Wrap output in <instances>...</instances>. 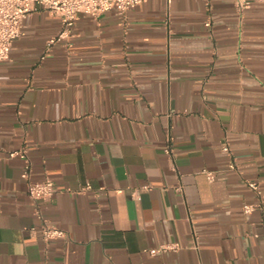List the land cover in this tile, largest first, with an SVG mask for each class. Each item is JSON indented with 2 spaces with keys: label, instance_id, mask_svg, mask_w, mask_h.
I'll list each match as a JSON object with an SVG mask.
<instances>
[{
  "label": "crops",
  "instance_id": "crops-1",
  "mask_svg": "<svg viewBox=\"0 0 264 264\" xmlns=\"http://www.w3.org/2000/svg\"><path fill=\"white\" fill-rule=\"evenodd\" d=\"M61 30L39 10L0 62V264H264V3L147 0L49 46ZM48 178L51 242L28 196Z\"/></svg>",
  "mask_w": 264,
  "mask_h": 264
},
{
  "label": "built area",
  "instance_id": "built-area-1",
  "mask_svg": "<svg viewBox=\"0 0 264 264\" xmlns=\"http://www.w3.org/2000/svg\"><path fill=\"white\" fill-rule=\"evenodd\" d=\"M147 0H0V62L9 60L13 43L22 36L24 22L41 9L49 14L58 17L62 22V30L57 38L49 41V46L58 41L72 37L73 27L76 20L81 15H91L98 17L104 13L114 11L126 16L127 13L144 4ZM240 11L250 7L252 2H262L264 0H232ZM170 6L173 0H166ZM224 153H230V148L224 145ZM166 154L173 158L171 148H166ZM10 157H20L27 161L25 151L13 152ZM29 169V166H27ZM210 180L214 179L212 172H206ZM251 189L260 194L261 189L257 183H249ZM56 193V186L53 180L46 179L42 182H30L28 186V196L35 209L36 216L43 220L44 225L41 234L46 242L66 238L67 233L57 226L49 223L43 217L40 202L51 199ZM256 204H245L243 211L249 215L257 210ZM174 249V246L164 245L152 253Z\"/></svg>",
  "mask_w": 264,
  "mask_h": 264
}]
</instances>
